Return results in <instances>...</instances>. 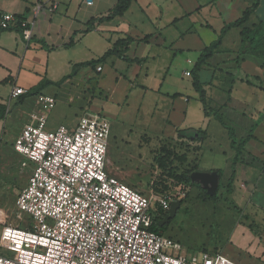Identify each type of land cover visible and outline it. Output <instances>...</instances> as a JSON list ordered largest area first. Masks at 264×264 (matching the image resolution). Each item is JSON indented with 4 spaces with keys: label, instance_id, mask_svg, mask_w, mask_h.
I'll return each instance as SVG.
<instances>
[{
    "label": "crops",
    "instance_id": "0c3cea01",
    "mask_svg": "<svg viewBox=\"0 0 264 264\" xmlns=\"http://www.w3.org/2000/svg\"><path fill=\"white\" fill-rule=\"evenodd\" d=\"M121 1L0 0V14L35 21L29 43L17 27L0 30V154L10 119L23 120L19 137L41 96L56 98L57 109L76 102L74 96L61 99V91L69 96L98 80L90 111L79 103L68 127L54 123V130L75 129L85 113L124 116L128 110L122 107L133 100L137 109L130 122L139 123L150 138L177 141L191 175L221 171L222 199L215 206L218 227L232 228L226 246L233 254L228 255L240 264H264V60L240 56L243 30L264 22V0H133L122 15L112 16ZM257 1L248 22L222 37L226 26ZM111 50L117 54L102 61L98 72L97 62ZM196 78L206 92V107ZM15 87L33 92L20 98L19 106L12 97ZM216 114L239 142L252 135L235 165L237 152Z\"/></svg>",
    "mask_w": 264,
    "mask_h": 264
},
{
    "label": "built area",
    "instance_id": "2783aa9c",
    "mask_svg": "<svg viewBox=\"0 0 264 264\" xmlns=\"http://www.w3.org/2000/svg\"><path fill=\"white\" fill-rule=\"evenodd\" d=\"M17 26L31 42L35 21L0 14V30ZM27 93L15 87L12 97ZM39 106L14 145L31 170L16 203L29 221L20 228L0 220V245L13 253L0 255V264H240L219 251L187 255L180 242L152 230L158 211L169 212L174 201L147 196L106 172L108 118L85 113L75 129L47 130L57 100L41 96Z\"/></svg>",
    "mask_w": 264,
    "mask_h": 264
},
{
    "label": "rangeland",
    "instance_id": "374dc122",
    "mask_svg": "<svg viewBox=\"0 0 264 264\" xmlns=\"http://www.w3.org/2000/svg\"><path fill=\"white\" fill-rule=\"evenodd\" d=\"M262 43L261 50L264 53V38ZM186 69H190L188 64ZM96 81L98 80L90 87L83 86L72 95L69 93V96L66 91H61L59 95H65L61 99L74 96L76 102L69 105L59 104L49 115L51 120L49 119L47 130H54V123H62L68 127L67 120L74 117L79 103L83 104L82 109L90 111L89 102L99 93L98 88H95L98 87ZM27 97L29 95L22 98ZM99 97L97 96V99ZM139 99L140 97L137 100ZM15 105H21L20 98ZM122 108V112L128 110L126 115L118 113L117 117L107 116L111 133L106 172L147 196L151 195L157 199L171 198L180 203L177 215L168 224L165 235L179 241L185 254L192 255L206 249L211 252L219 251L236 261L228 255L233 254V249L226 246V238L232 228H226L227 223L221 228L218 227L221 216L217 214L215 203L203 202L201 190L191 181V169L187 164L185 149L181 148L177 141L150 138L139 123L130 122L134 119L137 109V103L133 100L130 105ZM24 109L27 110V106ZM34 109L33 112L41 108L37 105ZM62 113L66 114L64 118ZM22 122L18 116L10 119L7 132L1 141L0 220L10 226L26 228L29 217L18 211L16 203L19 192L28 184L31 170L29 167H22L24 158L13 151ZM19 214L22 219L18 217ZM2 229L3 224L0 222V235ZM0 255L12 257L13 253L0 245Z\"/></svg>",
    "mask_w": 264,
    "mask_h": 264
},
{
    "label": "trees",
    "instance_id": "16d2710c",
    "mask_svg": "<svg viewBox=\"0 0 264 264\" xmlns=\"http://www.w3.org/2000/svg\"><path fill=\"white\" fill-rule=\"evenodd\" d=\"M133 0H122L120 2V4L115 8V10L112 13V16H117V15H122L130 6L131 2ZM259 5V1H257L254 6L251 9H248L244 12L243 16L237 20L235 23L230 24L228 26H226V28L223 30L222 32V37L230 30L233 28H237V27H242L243 25H245L250 16L253 14V12L257 9ZM20 21H23L22 19H19ZM17 28H19V30L22 32V26H17ZM222 37L220 38L219 41H217L216 43H214L211 47H209L205 54L203 55L202 58V62H204L207 58H209L214 51L218 48V46L221 44V40ZM264 38V22H261L258 25L253 26L252 28H248V29H244L242 32V49L240 51V56L243 55H248V54H253L256 55L260 58H262L264 60V53L261 50L262 49V41ZM117 54L116 50H111L109 51L102 59H100L97 62V67L98 66H102V61L106 60L109 56ZM198 65L200 67L201 63ZM88 65H93V63H90ZM198 67V69H199ZM195 88L196 90L200 93V98L202 100V102L204 103V106H207V102H206V92L202 89V87L199 85L197 78L195 79ZM36 92H34L35 94ZM33 92H28L27 95H32ZM24 97V96H22ZM21 97V98H22ZM206 114H207V109H206ZM216 118L221 122V124L229 131L230 137L232 139V147L236 150L237 152V156H236V160L234 162V165L240 160L239 159V155L241 154L242 150L244 149L247 140L252 137V135H250L247 139H243L240 142L238 141L236 135H235V131L234 129L229 126L227 124V122L225 121L224 117L221 115L216 114ZM219 174L221 175V171H219ZM202 192V200L203 202H212V203H219L220 200L222 198L219 197V191L218 194L216 196H210L207 191L205 189H203L199 184H195ZM232 186H233V179L230 181L229 185H228V193L232 191ZM168 214V212H163L162 210H159L157 215L154 218V225L152 227V230L159 233V234H165L166 232V228L168 227V224H166L163 227H160L159 223L160 221H162L166 215ZM171 237V236H170ZM174 239V238H173ZM179 242V241H178ZM203 251H208V250H203Z\"/></svg>",
    "mask_w": 264,
    "mask_h": 264
},
{
    "label": "water",
    "instance_id": "95a60500",
    "mask_svg": "<svg viewBox=\"0 0 264 264\" xmlns=\"http://www.w3.org/2000/svg\"><path fill=\"white\" fill-rule=\"evenodd\" d=\"M191 181L195 184H199L207 191L210 196H216L220 187V176L218 173H202L195 172L191 175ZM180 208L179 202H173L171 208L166 217L160 221V227L169 224L172 219L177 215L178 209Z\"/></svg>",
    "mask_w": 264,
    "mask_h": 264
}]
</instances>
